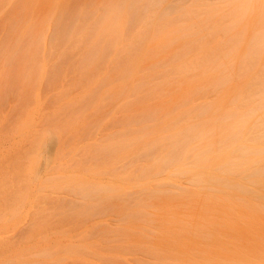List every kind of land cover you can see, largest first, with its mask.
<instances>
[{
    "label": "rangeland",
    "instance_id": "374dc122",
    "mask_svg": "<svg viewBox=\"0 0 264 264\" xmlns=\"http://www.w3.org/2000/svg\"><path fill=\"white\" fill-rule=\"evenodd\" d=\"M76 1L0 0V264H188L218 253L227 257L210 258L208 264H243L249 260V238L220 234L217 226L186 225L182 218L196 203L194 197L145 196L163 181L164 172L154 176L149 170L143 176L140 169L153 161V154L142 153L144 139L199 119L201 105L219 99L223 106L243 104L264 89L260 56L253 64L231 66L233 73H245L242 78L202 86L168 111L172 98L196 78L202 59L241 46L225 38L229 18L216 15L218 30L204 29L187 44L192 49L186 55L189 69L196 68L178 71L184 70V82L156 62L174 52L179 41L159 50L149 49L153 40L145 41L149 50L137 74L150 82L138 85L126 68L124 76H116L119 60L126 58L122 55L98 64L79 61L76 34L63 31ZM58 10L66 18L62 26L55 24ZM137 27L128 39L145 29ZM44 28L39 44L31 45L30 38ZM121 83L129 86L112 94ZM235 85L242 95L236 99ZM154 107L160 109L156 117L143 118ZM140 131L150 133L119 149L102 147L118 133L131 137ZM71 180L107 182L118 189L83 194ZM175 181L189 186L185 177ZM176 212L180 220L174 223L179 224L170 225ZM242 228L247 234V226ZM241 253L243 262H235Z\"/></svg>",
    "mask_w": 264,
    "mask_h": 264
},
{
    "label": "bare ground",
    "instance_id": "6f19581e",
    "mask_svg": "<svg viewBox=\"0 0 264 264\" xmlns=\"http://www.w3.org/2000/svg\"><path fill=\"white\" fill-rule=\"evenodd\" d=\"M57 12L59 15L55 24L62 26L63 20H66L63 17L64 11ZM219 14L228 17L231 23L228 26L230 33L225 38L234 39L241 46L231 47L224 53L212 54L202 59L194 81L183 86L181 92L172 98L168 106L170 108H167L170 111L202 86L223 84L230 77L234 78V75L242 78L244 72L231 71L233 64H253L259 56L260 61L264 63V0H78L76 12L69 19L70 24L66 25V29L63 27V31L70 35L76 34L79 61L85 65L111 61V58L120 55L126 57L119 60L116 76H124L122 69L126 68L133 75L134 81L138 79V85L150 82L146 76L137 74L144 59V52L149 48L145 46V41H154L149 48L153 50L162 49L167 43L179 41L174 52L156 62L167 65L166 69H170V73L176 72L178 81L184 82V76L181 74L192 66L187 63L189 56L186 55L192 52L187 44L204 29L210 31L213 29L214 32L218 30L220 25L215 18ZM137 26L140 28L143 26L145 29L134 40H131L132 36L128 39L127 35L133 30L136 31ZM45 29H40L37 35L30 38L31 45L39 44ZM149 55L151 57V54ZM171 57L173 62L169 60ZM182 67L184 70L180 71V74L178 71ZM194 68L196 66L190 69L193 71ZM186 70L185 72H188ZM164 74L166 77L167 73ZM109 78L112 81L113 77ZM260 80L264 81V78L261 77ZM119 86L120 88L113 89L111 93L116 95L122 93L129 83H121ZM232 91V97L235 99L240 97L241 91L238 86L235 85ZM253 95L252 99L246 98L243 104H233L232 101L230 105L223 106L219 99L201 105L197 108L201 116L199 119L185 121L174 130L165 129L163 135L144 139L145 147L142 153L153 154V161L151 166L141 168L140 174L150 175L149 170L154 176L164 172L163 181L152 191H143L145 196L154 193L165 194L172 199L187 196L192 200L194 197L196 203L194 202L186 216L182 218L186 225L217 226L215 230L220 234L249 238L251 241L249 260L245 259L246 262H243L245 254L241 253V256L234 258L235 262L264 264V89ZM220 97L223 98L222 95ZM159 110V107L151 108L145 112L143 118H154ZM240 113H251V119L239 135H234L230 131L229 117H235ZM146 133L150 131H140L131 137H126L125 133H118V139H109L102 147L119 149L120 146L143 138ZM161 144L164 150L157 152ZM179 176L185 177L189 186L178 185L175 178ZM72 182H75L72 185H78L83 194L102 191L107 193L118 189L116 185L107 182L86 180ZM144 190L146 191V188ZM176 215L178 212L172 213L170 225L179 224L174 223L180 220ZM242 226H247V234H243ZM197 229L205 231L206 234L211 231ZM205 250L209 249H201ZM216 255L218 257L212 255L210 258L224 260L227 257L221 253ZM210 258L205 255L203 257L205 261H192L188 264H208Z\"/></svg>",
    "mask_w": 264,
    "mask_h": 264
},
{
    "label": "clouds",
    "instance_id": "9594fccd",
    "mask_svg": "<svg viewBox=\"0 0 264 264\" xmlns=\"http://www.w3.org/2000/svg\"><path fill=\"white\" fill-rule=\"evenodd\" d=\"M251 115V113H240L235 117H229L231 120V133L234 135H239V133L244 129L248 121L251 119Z\"/></svg>",
    "mask_w": 264,
    "mask_h": 264
}]
</instances>
